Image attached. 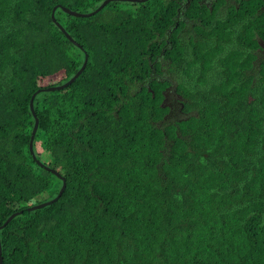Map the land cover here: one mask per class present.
Listing matches in <instances>:
<instances>
[{"label":"trees","instance_id":"trees-1","mask_svg":"<svg viewBox=\"0 0 264 264\" xmlns=\"http://www.w3.org/2000/svg\"><path fill=\"white\" fill-rule=\"evenodd\" d=\"M104 1L0 0L3 264H264V0Z\"/></svg>","mask_w":264,"mask_h":264},{"label":"water","instance_id":"water-1","mask_svg":"<svg viewBox=\"0 0 264 264\" xmlns=\"http://www.w3.org/2000/svg\"><path fill=\"white\" fill-rule=\"evenodd\" d=\"M109 1H110V0H105V1L99 6L98 10L96 9L95 11L90 12V13H80V12H77V11L70 10L69 8L64 7V6H63V9H64L66 12H68V13H70V14H72V15L86 17V16L93 15V14H95V13H98V11H100V10H101V9H102V8H103V7L109 2ZM123 1H125V0H123ZM132 1H134V2H137V1H139V2H141V1L144 2V1H146V0H132ZM56 8H57V7H55L54 10H53V12H52V17H53L54 21H56V19H55V10H56ZM57 24L61 27V29H62L64 32H66V30L63 29L64 27H63L58 21H57ZM67 35L69 36V38H71V39L76 43V41L71 37L70 34L67 33ZM88 59H89V55L86 53L85 61H84V64L82 65L81 69H80V70H79V71H78V72H77L72 78H70V80H68L67 82H65V83H63V84H61V85H56V86H51V87H47V88L38 89V90L32 95L31 100H30V107H31V110H32V112H33V115L35 116V125H34V128H33L32 135H31V140H30V150H31V153L33 154L34 158H36V155H35V153H34V149H33V142H34V138H35V135H36V132H37L38 126H39V118H38V116H37V114H36V111H35V108H34V99H35V96H36L39 92H41V91H43V90H61V89L65 88V87L69 86L70 84H72V83L76 80V78H78V77L81 75L82 71L85 69V67H86V65H87V62H88ZM36 161H37V163H38L39 165L43 166L46 170L51 171L52 173H54V174L57 175L58 177H61L62 180L64 181V183H63V186H62V188H61V190H60L58 196H56L54 199H51V200H49V201H45V202L39 203V204H37V205H35V206H32L31 208H29L30 210L38 209V208H42V207H44V206H46V205H48V204L53 203L54 201H56L58 198H60V197L62 196L63 192L65 191V189H66V187H67V183H66L65 177L62 176V175L59 173V171H57L56 169L51 168V167L45 165V164H44L43 162H41L40 160H37V159H36ZM16 214H17V212L14 213V214H13V215H12V216H11L6 222H5V224H6L7 222H9V221L12 219V217L15 216ZM0 264H3V256H2V249H1V240H0Z\"/></svg>","mask_w":264,"mask_h":264},{"label":"rangeland","instance_id":"rangeland-1","mask_svg":"<svg viewBox=\"0 0 264 264\" xmlns=\"http://www.w3.org/2000/svg\"><path fill=\"white\" fill-rule=\"evenodd\" d=\"M208 2H210V0H208ZM45 197H47V195L46 194H44V195H42V196H40V197H38L40 200H42V199H44ZM37 199H35V201H36Z\"/></svg>","mask_w":264,"mask_h":264},{"label":"clouds","instance_id":"clouds-1","mask_svg":"<svg viewBox=\"0 0 264 264\" xmlns=\"http://www.w3.org/2000/svg\"><path fill=\"white\" fill-rule=\"evenodd\" d=\"M123 1V0H122ZM125 1H127V0H125ZM129 1H132V0H129ZM65 7V6H64ZM62 8H63V6H62ZM68 8V7H67ZM70 9V8H69ZM70 10H72V9H70ZM74 11V10H73ZM77 12H79V11H77ZM68 13V12H67ZM81 13V12H80ZM70 14V13H69ZM72 15V14H71ZM75 16V15H74ZM83 17V16H82ZM56 19V18H55ZM56 22H57V20H56ZM60 27V26H59ZM60 29H61V27H60ZM64 29V28H63ZM52 168V167H51Z\"/></svg>","mask_w":264,"mask_h":264}]
</instances>
